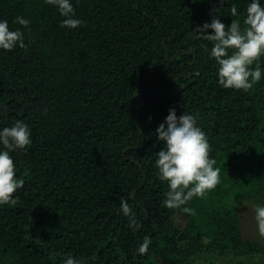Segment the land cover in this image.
<instances>
[{
	"label": "trees",
	"instance_id": "trees-1",
	"mask_svg": "<svg viewBox=\"0 0 264 264\" xmlns=\"http://www.w3.org/2000/svg\"><path fill=\"white\" fill-rule=\"evenodd\" d=\"M73 4L85 23L69 29L46 0H0V19L26 45L0 49V127L23 119L33 141L12 153L24 185L16 204L0 205V264H63L69 255L196 264L203 251L264 264V246L244 241L238 212L264 191V79L247 91L221 86L204 47L212 42L196 32L214 15L242 22L247 0ZM18 15L30 26L14 23ZM170 107L198 113L221 169L214 188L176 208L163 205L169 185L155 165L163 147L155 130ZM121 198L140 221L135 230Z\"/></svg>",
	"mask_w": 264,
	"mask_h": 264
},
{
	"label": "clouds",
	"instance_id": "clouds-1",
	"mask_svg": "<svg viewBox=\"0 0 264 264\" xmlns=\"http://www.w3.org/2000/svg\"><path fill=\"white\" fill-rule=\"evenodd\" d=\"M46 2L64 17L62 26L72 29L85 23L76 15L73 0ZM220 3L223 4L224 0ZM231 15L238 16L235 4L231 6ZM14 23L28 27L31 20L18 15ZM209 28L214 31H206ZM197 29L198 34L212 42L210 50L207 45L204 47L218 65L217 76L221 86L247 91L264 79V61L261 60L264 57V0H247L242 22L233 19L226 25L219 15H214L210 21L197 25ZM17 45L26 46L24 32L20 28H10L7 19H0V49L12 50ZM155 131L157 138L163 141L155 165L159 178L169 185L162 201L164 206L176 208L185 205L193 196H203L219 183L221 169L214 167L216 160L210 156L212 146L198 124V113L184 111L177 115L176 108L170 107ZM32 142V129L23 119L0 127V205L16 204L18 196L15 193L23 187L24 180L17 174L18 167L12 153L17 149L27 151ZM254 207L257 227L264 234V204ZM120 211L128 218L133 230L140 226L133 206L126 199L121 198ZM148 248L149 240L145 238L139 245V252L144 254ZM63 264H83V261L69 255Z\"/></svg>",
	"mask_w": 264,
	"mask_h": 264
},
{
	"label": "rangeland",
	"instance_id": "rangeland-1",
	"mask_svg": "<svg viewBox=\"0 0 264 264\" xmlns=\"http://www.w3.org/2000/svg\"><path fill=\"white\" fill-rule=\"evenodd\" d=\"M264 203V191L250 200L239 203L238 212L240 218V230L244 241H249L264 246V234L258 227L255 218V205ZM176 224L181 226L182 222L177 219ZM196 264H259L258 257L237 260L229 254H218L216 252H199L196 256Z\"/></svg>",
	"mask_w": 264,
	"mask_h": 264
}]
</instances>
